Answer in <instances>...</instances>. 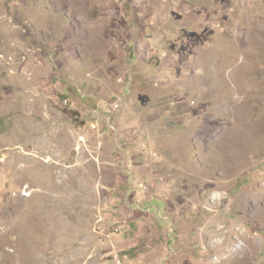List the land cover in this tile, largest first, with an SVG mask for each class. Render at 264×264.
Returning <instances> with one entry per match:
<instances>
[{
  "label": "rangeland",
  "instance_id": "374dc122",
  "mask_svg": "<svg viewBox=\"0 0 264 264\" xmlns=\"http://www.w3.org/2000/svg\"><path fill=\"white\" fill-rule=\"evenodd\" d=\"M131 1L127 67L99 29ZM155 2L0 0V264H264V42L249 94L203 104L196 61L151 52L161 28L180 60L194 16Z\"/></svg>",
  "mask_w": 264,
  "mask_h": 264
},
{
  "label": "crops",
  "instance_id": "0c3cea01",
  "mask_svg": "<svg viewBox=\"0 0 264 264\" xmlns=\"http://www.w3.org/2000/svg\"><path fill=\"white\" fill-rule=\"evenodd\" d=\"M251 1H253L252 7L248 5L249 0H235L233 3L228 0H194V2L191 0H167L166 2L156 0L155 2L153 11L163 13V17L170 10H176L182 16H194V22L182 25L178 29L181 31L184 29L190 30L185 35L182 34V43L187 45V54H184L180 60L173 62L171 55L166 54L165 49L169 46L168 36L176 33L166 35L165 30L161 28L154 31V36L162 35L163 41L151 52L156 55L155 58L160 62H170L176 74L180 71L181 61L185 64L187 61L195 60L196 69L199 71L197 77H202L201 82H198V85L195 86V91L197 92L198 101H202L203 104L207 103H204L206 100L203 97L207 92L211 91L210 95L212 97L215 96L214 93L218 95L220 84L225 83L223 77L226 76L229 77L230 83L236 91L243 88L249 94V67L243 68L242 64L245 61L241 60L249 59L250 36H255L264 42V0ZM130 4L133 13L135 6L134 1H131V3H126L123 9L119 11L121 17L119 22H113L110 19L100 22L99 29L102 38L109 36V38H112V32L109 35L108 33L111 30L109 29L110 26H114V34L118 38L116 43L122 51L120 57L121 60H127V67L130 66L128 64L129 59H133L134 53L138 51L139 44L144 43L141 33L142 26L137 25V18L128 14L125 17L127 20H125L121 16V13H124L126 7ZM153 20L156 19L153 18ZM231 55H234L233 60ZM162 73L165 74L164 71ZM242 74L245 77L244 82L236 84L237 77ZM204 77H210V83L214 84H208L209 80ZM236 86L240 88H236ZM206 99H208V96H206ZM216 101L219 103L218 99ZM194 107L193 103L191 108ZM216 115L218 117L219 114ZM211 138L213 140V137Z\"/></svg>",
  "mask_w": 264,
  "mask_h": 264
},
{
  "label": "built area",
  "instance_id": "2783aa9c",
  "mask_svg": "<svg viewBox=\"0 0 264 264\" xmlns=\"http://www.w3.org/2000/svg\"><path fill=\"white\" fill-rule=\"evenodd\" d=\"M67 102H68V100L66 99V100L64 101V103L67 104Z\"/></svg>",
  "mask_w": 264,
  "mask_h": 264
}]
</instances>
